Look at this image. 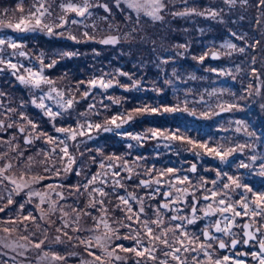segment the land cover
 <instances>
[{"label": "rangeland", "instance_id": "rangeland-1", "mask_svg": "<svg viewBox=\"0 0 264 264\" xmlns=\"http://www.w3.org/2000/svg\"><path fill=\"white\" fill-rule=\"evenodd\" d=\"M45 7L49 8L51 16L46 17V23L57 22V18L64 15L61 8L62 4H67L69 0H44ZM75 4H80L82 0H70ZM93 3H107L111 9V13H105L103 8L93 7L90 9L92 16L78 17L75 13L68 12L66 18L82 21L78 24H67L63 28H54L53 34L46 31L36 30L30 32H18L14 29L0 28V37L14 40L23 47L12 50L4 46L5 51L2 54L5 59H11L13 63L23 65L20 69L21 75L27 76L24 71L31 68L33 71L40 70L38 56L43 54L44 64L47 65L55 60L57 63L51 67L43 69V75L53 80L54 86L64 90L66 93L71 87L75 100L72 109L65 111L61 109L55 100L45 98V104L52 108L53 111L61 112L54 120L44 114V111L31 101L45 95L48 92V85H41L40 88H33L21 84L13 75L12 70L6 66L0 65L4 70L0 71V91L6 95L0 97V102L5 107H0V120L5 121V127H0V153H7L5 159H0V167L5 163L11 162L13 167L7 171L5 175L15 179L18 184L29 183V188L21 190L18 194L15 192V186L9 181H5L0 186V194L5 198L0 200V207L7 205V191L13 192V203L7 205L3 212H0V222L16 219L19 221L22 215L31 212L37 217V223L41 228L37 230L36 224L26 221L29 225V231L36 232L33 239L44 238V228H47L48 241L40 250L29 248L25 256H20L19 252L23 249L4 247L0 244V264H136L137 260L145 261L146 264H158V260L164 259L163 251L168 249L164 245L157 247L154 255L157 261L146 259L145 257H136L134 253L124 252L117 245L125 248L137 247L135 239H124L123 237H136L140 239L142 244L147 247L149 245L148 238L144 230L135 222H129L125 219L126 215H131L118 199L119 196L129 197V194L138 198H143L144 214L140 216V220L155 219V210L161 204L170 202L163 193L169 192L173 194V199L177 195L176 189L187 188L188 194L183 195V203H177L176 208L181 209L179 213L172 210H162L165 220V227L183 223V221H169L172 215L191 214V205L193 201L192 193H195L197 199L200 200L198 209H206L209 202L204 201L202 197L208 195L215 187L217 191L223 190V184L227 183V178L221 175L217 178V171L227 173L229 176L240 177L242 184H247L253 189V192H264V176L259 174V168L241 169L238 164L241 160L247 161L250 155L264 156V6L260 5L259 0H248V3L241 4L238 0L235 6L226 5L223 0H165L167 9L162 12L164 19L162 21H152L150 17L145 16L142 12L137 14L127 7V4L121 2L120 6H116L115 0H92ZM24 11H19V6ZM36 0H0V20L4 23H16L23 15L27 16L29 11H34ZM187 8H196L198 11L205 9L223 10L220 19H212L206 16H173L171 13L185 11ZM5 10H7L5 14ZM108 16V20H102L101 17ZM131 19H127V17ZM137 18L139 22L137 24ZM34 22V21H33ZM95 24V27L92 25ZM111 25V27H109ZM133 28L137 30L132 31ZM88 32L90 37L94 39H86L83 35ZM230 32H236L238 36H245L247 44L251 45L255 41H259L256 46L246 47L245 40H239L230 36ZM60 33H63L61 35ZM130 34L131 39H124L125 34ZM69 35H74L80 42L71 40ZM120 37L117 44L105 45L100 43L101 39L108 36ZM146 37L147 39H141ZM231 40L238 47H246L244 53L233 52L231 56L226 55V49L221 45ZM188 45L187 51L177 47L178 45ZM13 51H24L28 55L21 57L12 55ZM65 52H72L75 55L71 57L63 56ZM217 52L219 59H213L211 55L206 56L203 62L193 57H199L204 53ZM180 53H183L182 55ZM171 57L169 63L163 64V59ZM255 58V64L252 58ZM255 67L259 73V78L252 74V68ZM239 68V71L237 70ZM210 69L224 70L229 75H220L219 72L210 71ZM175 71L176 75H173ZM119 72L128 73L127 76L118 75ZM103 76L106 80H113V87L102 89L99 87L92 88L88 97H83L85 91H89L88 81L93 78ZM195 76L196 79L190 77ZM139 81V85L135 88L131 85ZM171 81V83H166ZM79 84L77 89L75 85ZM251 84V94H249L248 85ZM127 86V87H122ZM159 89V91H156ZM256 89H259L257 94ZM215 92L213 96L208 93ZM190 101L189 109L195 107L197 112L207 110L208 106L219 114L204 119L192 117L187 113H163L154 115L136 116L132 121L123 124L120 128L109 124L111 131H103L102 129L84 128L86 135H77L76 140H67L68 151L75 158L72 165V171L65 173L63 171L67 159L63 163L58 158L59 149H57V157L54 160L56 168L60 169V175L56 176L53 172L45 173L43 166L39 161L44 159L43 156H37L39 150H49L54 145L46 144V137L34 139L33 144L25 146V135L29 139L39 135L47 134V136L65 138L64 133H57L55 128H72L79 133L81 131L79 125L86 122L91 124L104 125L112 116L127 115L133 110L144 104L150 106H171L178 101L186 98ZM54 95V94H53ZM200 95L204 96L206 103L193 104L191 101L199 100ZM111 98V99H110ZM119 100V103L114 101ZM39 102V101H38ZM238 104L239 108L220 112L218 104ZM94 104L95 107L89 110V105ZM11 107L16 111L5 115V108ZM23 113L28 120L37 125L33 130L26 120L20 118ZM86 113V115H81ZM244 121L248 126V131L254 132L255 136L249 137L243 131L236 132L238 126L235 121ZM119 122V121H118ZM7 124H14V127L7 128ZM24 126L26 133L18 132V127ZM149 128H158L161 130L179 129L182 135L188 136L197 141V143L207 142L209 147L216 145H224L231 147L235 144H251L252 149H245L243 154L237 152L229 157L227 161L221 162L218 158L208 155L203 149L193 148L191 144L179 141L172 142L169 147H165V141L157 139H145L142 141L131 140L126 133H144ZM227 129V131H225ZM91 137V139L89 138ZM19 145L24 150L23 157H17V153L10 150V146ZM131 145V147H129ZM62 147V145L60 146ZM100 149V151H97ZM197 153H200L197 155ZM83 154V155H81ZM33 157L31 169L29 170L28 157ZM119 158V159H117ZM139 158V159H138ZM101 162L105 167L101 168ZM112 167L109 168L108 165ZM196 165V172L190 171L191 166ZM131 168V173L127 171ZM168 168L176 171L171 174L160 175V172ZM151 169V172L147 170ZM76 170H80V175H76ZM113 172H119L118 177H113ZM100 174L99 179L89 186L88 191L92 187H101L108 195L100 197L94 194L97 200H103L104 211H101V205L97 204L95 208L87 207L90 201L88 193L81 189V193H75L73 186L86 183L93 175ZM43 175L46 178L38 183L32 182V177ZM131 175V179H129ZM187 176L191 181L180 183L176 178ZM119 179L122 187L116 186L113 191L114 180ZM159 179L161 183L157 185L154 181ZM203 179L209 183L200 185ZM217 180V184L213 186L210 181ZM141 180H148L150 187L140 185ZM107 181V183H104ZM52 185L54 191L49 189ZM174 185V186H173ZM159 187L160 191L152 198V193ZM29 191L39 192L45 197V203L41 205L46 213L44 220H40V209L36 207L40 203L39 197L33 196L29 198ZM62 192L65 199L59 200L56 193ZM244 189H236L229 191L228 200L236 203L241 200ZM247 199H252V193H247ZM49 201H56L57 204L64 206V211H68L70 217L74 218L71 207L78 210L87 211L90 214L84 215L81 212L79 227L82 231L73 232L68 229V234L74 238L69 241L62 233H58L56 228L61 226L62 212L57 210L52 212L49 209ZM133 213L140 208V203L129 198ZM24 204L21 212L19 206ZM119 205V207H118ZM237 211L240 208L237 206ZM197 219L194 225H186L189 234H195L199 237V242L204 241V237L200 234L201 230L207 225L215 223L217 218L222 217L217 213L209 216L204 215V211L198 210ZM227 215L231 216V213ZM109 224L110 228L116 229L115 236L110 241L103 240L108 233L103 223H97L101 218ZM95 218V219H94ZM246 221H250L253 227H261L264 225V218L249 216H237L234 225L231 228L233 236H225L221 233L212 232L225 240L229 244L231 239L240 237L244 231L243 225ZM54 222V223H53ZM132 224L129 227H122ZM11 227L10 224L0 223V238L4 239V243H12L16 241L26 244L27 241L20 239L21 236L28 235L23 230V225L11 232L4 233L3 227ZM222 226L223 223H222ZM139 228L140 235H137ZM264 230V229H262ZM155 231V229H154ZM60 235L63 243H52L54 238ZM178 235V234H177ZM100 236V247L93 238ZM75 237L90 240L92 247L88 248L85 244L79 242ZM170 241L175 238L169 233ZM185 244L188 240L185 239ZM179 246V245H176ZM195 247V245H192ZM114 255L109 256V252ZM163 250V251H162ZM242 248L232 250L230 248L219 249L218 243L213 242V248L209 251L212 253V259H221L228 255L230 260L242 261V264H256L251 258V252L247 251V255L242 256ZM43 252H48L49 257L52 253L65 257L63 261L52 262L50 260H40L39 257ZM118 255L122 259L116 260ZM96 257L100 259L97 260ZM200 261L201 264H208V261L202 252L181 253V260H186L187 264H196L193 260ZM168 264H178L168 258Z\"/></svg>", "mask_w": 264, "mask_h": 264}, {"label": "snow or ice", "instance_id": "snow-or-ice-1", "mask_svg": "<svg viewBox=\"0 0 264 264\" xmlns=\"http://www.w3.org/2000/svg\"><path fill=\"white\" fill-rule=\"evenodd\" d=\"M116 6L119 7L122 0H115ZM124 3L127 4V7L129 9L134 10L137 12L138 16L142 12L145 16H148L151 18L152 21H162L164 19L163 15H161L162 12L166 11L167 5L165 0H123ZM223 2L228 6H235L238 2V0H223ZM241 4H247L248 0H239ZM260 5L264 6V0H259ZM93 7L96 8H103L105 13H111V9L109 8V5L107 3H93L92 0H82L80 4H75L69 2L67 4H62L61 8L64 11V15H61L57 18V22L54 23H46L45 18L51 16V12L49 8L45 7L44 0H36V5L34 6V11H29L27 16H21L16 23L8 22L4 23L3 20H0V28H9L14 29L18 32H30V31H46L48 34H53L54 28H63L65 25L71 23V24H78L82 23V21L79 20H69L66 18L68 12L75 13L78 17H90L92 16V12L90 9ZM19 11L23 13L24 9L21 6H19ZM7 10H5L6 14ZM223 10H215V9H205L203 11H198L196 8H187L185 11H179V12H173L171 15L173 16H190V15H197V16H206L210 17L212 19H220V22L223 23L222 14ZM102 20H108V16L101 17ZM127 19H131V17H127ZM34 21V22H33ZM139 22V19L137 18V24ZM95 27V24L92 25ZM111 27V25H109ZM137 29L133 28L132 31L135 32ZM63 35V33H60ZM84 37L86 39H94V37H90L88 32L83 33ZM230 36L235 37L239 40H245L246 47H255L256 44L259 43V41H255L253 44L249 45L246 42L245 36H238L236 32H230ZM69 39L80 42L76 36L69 35ZM124 39H131L132 37L130 34H125ZM141 39L146 40V37H142ZM120 37L117 36H108L107 38L101 39L99 42L105 45H115L119 42ZM4 46H7V48H10L12 50H17L22 48L23 46L18 44L14 40L6 39L3 37H0V65L6 66L7 69L12 70V75L23 85L31 86L33 88H40L41 85H48V92L39 97L38 101L37 99H33L31 102L36 105V107L42 109L44 111V114L48 116L50 119H55L57 116L61 115V112L53 111L51 107L45 104V98L47 99H53L56 101L57 105L64 109L65 111L72 109L74 104L78 101L75 100L74 94L71 92V87L68 89V92L66 93L62 89H58L54 86V81L47 78L43 75V69L45 67L51 68L53 67L57 61L53 60L49 64H44V56L41 54L37 57L40 63V70L39 71H33L31 68H26L24 71L28 73L27 76L21 75L20 69L23 68V65H19L17 63H13L11 59H5L2 55L5 51ZM177 47L184 49L187 51L188 45L181 44ZM246 47H238L237 44L233 43L231 40H226L222 45L221 48L226 49V55L231 56L233 52H239L244 53L246 51ZM181 55L183 53H180ZM12 55H19L21 57H26L28 54L24 51H13ZM63 56L71 57L75 55V53L72 52H65L62 54ZM211 55L213 59H219V53L217 52H211V53H204L203 55H200L199 57H193V59H197L200 62H203L206 58V56ZM172 58L169 57L168 59H163L161 63L167 64L170 62ZM255 58H252V63L255 64ZM4 70L3 68H0V71ZM239 71V68L237 69ZM210 71L213 72H219L220 75H229L230 73L225 72L224 70H217V69H210ZM252 74L256 75L257 78H259V73L255 69V67L252 68ZM118 75H124L127 76L128 73L119 72ZM173 75H176L175 71L173 72ZM191 79H196L195 76L190 77ZM89 85V91H85L82 95L83 97H88L90 95L92 88H102V89H108L113 87V80L108 79L106 80L103 76L100 78H93L90 81L87 82ZM139 81H135L131 87L135 88L139 85ZM166 83H171V81H166ZM122 87H127L123 86ZM75 87L78 89L79 84L75 85ZM251 88L252 85H248L249 94H251ZM156 91H159V89H156ZM257 94L259 93V89H256ZM54 94V95H53ZM215 92L208 93L209 96L215 95ZM6 94L3 91H0V97H4ZM111 99V98H110ZM115 103H119V100L114 101ZM190 101L186 98L183 101H178L176 104L171 106H150L148 104H144L142 106H139L133 110V112L128 113L126 116L121 114V116H112L110 120L106 121L104 125L101 124H91L90 122H86L84 125H79L81 131L77 133L76 130L72 128H63V127H57L55 128V131L57 133H64L65 138L60 139L58 137L53 136H47V134H39L32 139H29L27 135H25L24 138V144L25 146H29L33 144L34 139H39L46 137V144L54 145L51 149L45 151V150H39L36 155L37 156H43L44 159L40 160V165L43 166V170L45 173L53 172V169H55L54 174L56 176L60 175V169L56 168V165L54 163V160L57 157V149H59L58 158L61 163L65 161V158L67 159V163L64 166L63 171L65 173L72 171V165L75 163V158L69 153L68 151V143L67 140H76L77 135L84 136L86 135V132L83 130L84 128L92 129L95 127L96 129H102L103 131H111L112 129L108 126L109 124L115 125L116 128H120L123 124H127L130 121H132L136 116H142V115H154V114H163V113H187L188 115L192 117H199L204 119H210L213 116L218 115L219 113L214 111L211 106H208L207 110L197 112L196 108L193 107L189 109L188 104ZM194 105L197 103H206L204 101V96L200 95L199 100H193L191 101ZM0 107H5L2 102H0ZM95 105L90 104L89 110L94 109ZM217 107L219 108L220 112L225 111H231L234 109L239 108L238 104L229 103L227 104V107H225L223 104H218ZM16 110L11 107L5 108V115L14 113ZM81 115H86V113H82ZM20 118L22 120H26L27 124L35 130L37 128V125L34 124L31 120H28L27 117L20 113ZM119 121V122H118ZM235 123L238 125L235 128L236 132L243 131L245 135L249 137L255 136L254 132L248 131V126L244 121H235ZM0 127H5V121L0 120ZM7 128L14 127V124H7ZM227 131V129H225ZM18 132L21 134L26 133V128L24 126L18 127ZM131 140L136 141H142L145 139H157L165 141V147H169V145L174 141H179L181 143H188L193 146V148H200L203 149L208 155L214 156L218 158L221 162H225L228 160L229 157L233 156L234 153H241L243 154L245 152V149H252L254 148L251 144H235L231 147H225L224 145H216L213 147H209L207 142L204 143H197V141L191 139L188 136L182 135L179 131V129L175 130H161L158 128H149L144 133H126ZM91 139V137L89 136ZM62 145V147H60ZM131 147V145H129ZM10 150L17 153V157H23L24 156V150L19 147V145L16 146H10ZM97 151H100V149H97ZM200 153H197L199 155ZM83 155V154H81ZM7 156V153H0V159H5ZM29 163V170L31 169V162L33 161V157L29 156L28 158ZM119 159V158H117ZM139 159V158H138ZM238 168L241 169H253L255 170L256 167L259 168V174L261 176H264V156H258V155H250L247 159V161L241 160L240 163L237 165ZM13 167L11 162H7L4 164L3 167H0V186L4 185L5 181H9L12 185L15 186V192L18 194L21 190L25 188H29V183H21L18 184L15 179H12L11 177L5 175V173ZM101 168H104L105 165L103 162L100 164ZM109 168L112 167L111 164L108 165ZM127 171L131 173V168H128ZM148 172H151L152 170H147ZM176 170L173 168H168L165 171L160 172L161 176H164L165 174H171L174 173ZM190 171L195 173L196 172V165L193 164L190 168ZM76 175H80V170H76ZM223 175L227 178V183L223 184V190L217 191L215 187L211 190L205 189V191L209 192L208 195H204L202 199L204 201H214L215 207L213 206L212 202H209L206 205V209H198V206L200 204V200L196 198L195 193L193 192V201L191 205V214L188 216L185 215H172L168 219L169 221H183V223H176L175 225H169L165 227V220L162 215V210H172L179 213L181 209L176 208L175 205L177 203H183L182 196L188 194L187 188L180 189L177 188L176 192L177 195L175 196V199H173V194L169 192L163 193V195L170 201L161 204L158 208L155 210V219L153 220H140V216L144 214V207H143V198H138L134 195L129 194V197L125 196H119V201L126 206V210L128 213H131V215H126L125 219L129 222L135 221L140 228L144 230L145 235L148 238L149 245H155L152 247L144 246L140 239H136V237H123L124 239H135L137 247L132 248H125L122 245H117V247H120L124 252H131L134 253L136 257H145L146 259H151L152 261H157V257L154 255V253L157 250V247L159 245H164L168 250L163 251L164 259L158 260V264H168V258H170L173 261H177L178 264H187L186 260H181V253H187V252H202L204 256L206 257L208 264H228L230 257L228 255L223 256L221 259H212V253L209 251L213 248V242L218 243L219 249H225L229 247H236L238 243H243L245 245H248L251 240H256V243L258 244V251L251 252V258L256 261V264H264V225H261V227H257L255 229V232L259 234V238H257L252 231H246L244 232V239L238 240V239H231V243L226 244L225 240L216 236L212 229L214 228L215 233H221L225 236H233L234 234L231 231V228L234 225L235 218L237 216H249V213H251V218L255 217H261L264 218V192H253V189L250 188L247 184H242L240 177L238 176H229L227 173H221L220 171H217V178L221 177ZM100 174L93 175L91 179L87 180L86 183L83 184H77L73 186V189H70V191L74 190L75 193H81V189H84L89 197L91 198L89 201V204L87 207L89 208H95L97 204L101 205V211H104L103 208V200H97L94 194H98L100 197H105L108 194L104 192L103 188L101 187H92L91 191H88L89 186L93 185L98 179ZM119 172H113V177H118ZM46 177L43 175H37L32 177V182L38 183L42 180H44ZM131 179V175L128 177ZM180 183L188 182L191 184V181L187 176L183 177V180H180L179 177L176 178ZM157 185L161 183L159 179L154 181ZM104 183H107V181H104ZM200 185H205L209 183L208 181H205L203 179L200 180ZM210 183L215 186L217 184V180H211ZM140 185L144 187H150V182L148 180H141ZM123 185L120 183L119 179L114 180V187L113 191H115V187ZM174 186V185H173ZM49 189L55 190L52 185L48 186ZM244 189V193L242 194L241 200L236 202L235 204L230 202L228 200L229 191H235L236 189ZM160 191L159 187H157L154 192L152 193V198L156 194H158ZM247 193H252V199H247ZM29 198L36 196L39 197L40 203L36 205L38 209H40V220H44L46 213L44 212L43 208H41V205L45 203V197L39 192H33L29 191L28 193ZM59 200H64L65 197L62 192L56 193ZM13 192L8 190L7 191V205H11L13 203ZM5 196L3 194H0V200H3ZM129 198L133 201H136L137 203H140V208L137 212L133 213V209L131 204L129 203ZM0 207V212H3L5 207ZM237 206L240 208V211H237ZM71 212L74 214V218L70 217V214L68 211H64V206L59 205L56 203V201H49V209L54 213L57 210L62 212L61 219V226L56 228V231L58 233H62L63 236L67 237L69 241H71L74 237L70 236L68 234V229H71L73 232L82 231L79 227V220L81 216V212L83 210H78L75 207H71ZM119 207V205H118ZM21 212L24 209V204H20L19 206ZM200 211H204L205 216L213 215V214H219L222 217L221 219H217L214 224L205 226L204 229L201 230V235L204 237L203 242L197 243L199 241V237L195 234H189L186 225H194L197 221V219H200L196 214ZM228 213H231L232 215H227ZM84 215H89L90 213L87 211H83ZM95 219V218H94ZM26 221H31L32 223L36 224L37 230L41 228V225L37 223V217L34 216L31 212H29L27 215H22L17 221L16 219H9L8 221H2L0 223L4 224H10L11 227H3L2 231L4 233H11L15 231L19 225H23V230L28 232V235L21 236L20 239L23 241H27L26 244H21L16 241H13L12 243H4V239L0 238V244H2L4 247H11L13 250H16V248L23 249V251L19 252L20 256H25V253L28 251L29 248L40 250L43 245H45L46 241H48L47 236V228H44V238L43 239H33V237L36 236V232L29 231V225L25 223ZM54 223V222H53ZM99 223H103L104 228L108 230L109 234H106L103 237V240L110 241L114 236L116 239H120L121 237L116 236V229L110 228L109 224L104 220L102 217L101 220L97 223V227H99ZM222 223L224 226H222ZM122 227H129L131 229L132 224L129 223L128 225H124L121 223ZM251 225L248 223H245L243 225L244 229H249ZM155 229V231H154ZM169 233L172 234V236L175 238L174 240L170 241L169 239ZM178 234V235H177ZM137 235H140L139 228L137 229ZM79 240L80 243L85 244L88 248L92 247L90 244V240L87 239H80L79 237H75ZM97 244L100 247H103L104 245L101 243V237L96 236L93 237ZM185 239L188 240V244H185ZM60 235H57L54 238V241L52 243H63ZM179 245V246H176ZM192 245H195L193 247ZM113 252H109L108 255L112 256L114 255ZM247 255V253L243 254ZM40 260H50L52 262L56 261H63L65 260L64 256L57 255L56 253H52L49 257L48 252H43V255L39 257ZM97 260H99V257H96ZM116 260H121L122 258L118 255L115 256ZM193 260L196 262V264H201L200 261H196V258L193 257ZM136 264H146L145 261L137 260ZM233 264H242V261L235 260L233 261Z\"/></svg>", "mask_w": 264, "mask_h": 264}, {"label": "flooded vegetation", "instance_id": "flooded-vegetation-1", "mask_svg": "<svg viewBox=\"0 0 264 264\" xmlns=\"http://www.w3.org/2000/svg\"><path fill=\"white\" fill-rule=\"evenodd\" d=\"M217 219H220V218H217ZM251 223V222H250ZM254 228V229H253ZM251 231L254 233V235L259 238V234L255 232V227H252V223H251ZM245 237H244V231L242 232L241 236L240 237H235V239H238V240H243ZM231 241L229 242V245H230ZM258 244L256 243V240H251L250 243L248 245H245L243 243H238L236 245V247L232 248V247H229L230 249L232 250H237L239 248H242V256H244L243 254L247 253V251H250V250H256L258 251Z\"/></svg>", "mask_w": 264, "mask_h": 264}, {"label": "water", "instance_id": "water-1", "mask_svg": "<svg viewBox=\"0 0 264 264\" xmlns=\"http://www.w3.org/2000/svg\"><path fill=\"white\" fill-rule=\"evenodd\" d=\"M246 223H248L249 225H251L250 222H246ZM255 229H256V228H255ZM246 231H251V227H250L249 229H244V232H246Z\"/></svg>", "mask_w": 264, "mask_h": 264}]
</instances>
